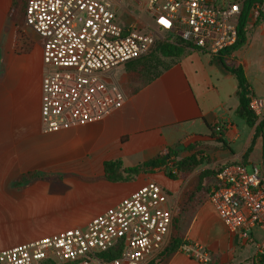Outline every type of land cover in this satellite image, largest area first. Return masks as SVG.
Masks as SVG:
<instances>
[{
	"label": "crops",
	"instance_id": "0c3cea01",
	"mask_svg": "<svg viewBox=\"0 0 264 264\" xmlns=\"http://www.w3.org/2000/svg\"><path fill=\"white\" fill-rule=\"evenodd\" d=\"M142 3L141 15L132 22L122 20L118 12L122 6L117 14L121 23L147 32L154 21L145 1ZM12 6L13 0H0V251L70 229L63 216L75 211L76 206H97V212L79 225L84 227L147 182L158 183V174L168 177L163 168L132 180H125L127 174L123 172L168 148L180 151L195 144L210 147L213 163L206 169L214 164L261 162L263 147L255 156V142L240 146L238 83H233L232 74L213 65L210 55L190 47H185L179 58H167L166 67L146 84L129 82L136 71L131 62L118 67L114 77L125 94L123 103L92 123L45 132L41 114L42 43H35L28 34L18 39L9 16ZM138 19L144 23L142 27ZM204 56L206 66L201 62ZM222 125L226 146L216 140L215 134L210 139ZM115 161L122 163L118 169L122 179L117 181L105 177V164ZM29 173L53 176L15 187L20 179L29 178ZM67 183L69 188L59 190ZM56 184L61 186L53 190ZM168 191L172 193L169 205L175 208L174 190ZM208 203L210 206L198 218L188 217L187 221L186 214L182 217L187 241L208 244L213 249L205 247L215 258L219 248L216 240L227 234L229 249L234 251L233 241L238 250L232 258L231 254L223 255L221 263L256 264L255 245L231 234ZM212 214L222 226H212ZM257 234L261 237L260 232ZM180 249L165 264H200ZM229 258L232 263H227Z\"/></svg>",
	"mask_w": 264,
	"mask_h": 264
},
{
	"label": "built area",
	"instance_id": "2783aa9c",
	"mask_svg": "<svg viewBox=\"0 0 264 264\" xmlns=\"http://www.w3.org/2000/svg\"><path fill=\"white\" fill-rule=\"evenodd\" d=\"M123 0H27L24 25L43 41L42 122L45 132L102 119L125 100L114 71L150 55L156 44L217 56L234 46L246 0H144L153 26L142 31L118 19ZM258 5H254L257 7ZM252 10L249 15L251 22ZM264 16V5L262 7ZM264 140V98L249 96ZM207 194L227 230L264 254V152L244 163L214 164ZM170 193L150 181L116 206L75 227L0 251V264H149L170 241L175 208ZM261 233V237L257 234ZM200 264L214 256L192 243L180 249ZM109 252L116 257L105 258Z\"/></svg>",
	"mask_w": 264,
	"mask_h": 264
},
{
	"label": "rangeland",
	"instance_id": "374dc122",
	"mask_svg": "<svg viewBox=\"0 0 264 264\" xmlns=\"http://www.w3.org/2000/svg\"><path fill=\"white\" fill-rule=\"evenodd\" d=\"M143 1L144 0H123L122 7L118 9L119 14L122 15V20L132 22L138 16H140L144 8V5L142 3ZM256 5L258 6L254 7V9L252 10L251 22H249L248 24V35L246 44L241 46L235 52V54H232L231 56L227 57L225 62L229 67H235L236 65H240V67H242L247 83L251 87V94H249V96L255 94V96L259 98H264V16L262 11L264 0H257ZM137 24L140 27L144 25L141 19H138ZM19 30L20 31L18 33V39L28 37V34L32 38V40H34L35 43L40 44L43 42L41 38L32 29L26 27L23 22L21 23ZM206 60L207 56H204L201 61L203 66H206ZM166 61L167 58H164L155 50L150 55H148V57L129 63L132 64L134 68H136V71L130 76L129 82L134 83L135 85L142 84L149 78V75L153 76L158 71H160L161 65L165 64ZM148 66L151 67V73L148 75H145L144 73L142 74L143 70H145V68H147ZM120 76L121 75L119 73L118 77ZM231 77L233 83H237L235 76L233 75ZM221 127L223 132L224 126L222 125ZM213 136L214 133L211 134L210 139L213 140ZM240 136L241 147L244 146L247 141L249 144L252 145L255 142V156L260 155L262 147L264 151V140L260 138L261 135L258 132V126L256 125V123L253 127L250 128L240 118ZM192 147L194 148L189 147L181 149L178 152V155L173 158L172 163H170L166 169L162 170L164 173H166V175H168L170 171L175 174V177L171 179L176 180L177 182H174L173 180L169 179L164 174H158V176H156V180L164 188H166L167 190H174L173 193L175 195L174 199L176 205L175 210L182 203L185 202L187 204L186 210L182 216L184 217V215L186 214L187 221L188 217L190 219H192L194 216L198 218V215H200L201 212L205 211L208 206H210L208 203L207 194L209 192L210 186L213 183V179L211 177L207 178L205 173L207 170L206 166L212 161L211 153L214 151L210 147L200 144H195ZM194 153H200L198 158L204 159L202 164L199 166H188L183 170L179 171L176 166V163L180 162L185 158L191 157ZM246 166L248 171L251 172L252 164L247 163ZM202 177H204L205 179V182L203 184H201ZM57 186L61 185H54L53 190H56L55 187ZM69 186L70 184L67 183L64 186H61L59 190L64 191L65 189L69 188ZM75 209V211H70V214L68 216H63V219H68L69 228L77 226L79 227L82 221L88 218L91 213L97 212L98 207L94 205H89L86 207L76 206ZM211 218V224L213 227L218 228V226H222L219 220L217 219V216L212 214ZM180 233L183 239H185V241L189 240L186 239L187 237L182 231V226ZM171 236L172 228L170 238ZM227 236V234H224L216 240V243L219 248L218 250H215L216 257L210 264H222L221 258L223 257V255L228 256L231 254L232 258L234 253H237L238 246L236 247L233 241L232 246L234 248V251L232 249H229V238ZM204 245L209 246L208 244ZM209 247L211 248V246ZM221 248L223 249V251H221ZM227 263H232V259L230 260L229 258Z\"/></svg>",
	"mask_w": 264,
	"mask_h": 264
},
{
	"label": "trees",
	"instance_id": "16d2710c",
	"mask_svg": "<svg viewBox=\"0 0 264 264\" xmlns=\"http://www.w3.org/2000/svg\"><path fill=\"white\" fill-rule=\"evenodd\" d=\"M257 0H246L244 3L241 18L239 21L238 26V40L234 46H232L229 49H226L225 51L221 52L217 56H210L211 57V63L224 73H229L235 76L237 83H238V99H239V106L236 111V114L239 118H241L245 124L248 127H253L256 123V117L253 114V112L249 108V94L250 92V86L247 83L245 74L243 72L242 67L240 65H236L235 67H229L226 64L227 57L234 54L241 46L245 45L247 42V35H248V24H249V15L251 13V10L253 6L256 4ZM26 3L27 0H13V6L11 8V11L9 13L10 18L15 23L16 26V32L19 33V27L21 23L24 24V18H25V10H26ZM185 46L181 45H174L169 44L163 40L159 41L153 52L156 50L161 56L164 58H179L182 55H184V49ZM148 57V56H147ZM146 58V57H144ZM141 58V59H144ZM139 59V60H141ZM137 61V60H136ZM134 62V61H133ZM165 64L161 65V69L165 68ZM160 69V70H161ZM142 71V70H141ZM151 67L148 66L143 70L142 74L148 75L151 73ZM160 72V71H158ZM158 72L153 76H148L149 78L145 81V84L153 80L158 74ZM258 132L261 133V128L258 127ZM215 138L219 143H222L224 146L227 145V143L224 141L222 137V127L219 126L217 129L214 130ZM177 150L168 148L164 150L162 153H160L157 157L141 163L135 167L125 168L124 173L127 174L124 179L125 180H132L138 175L142 173H153L156 169L163 168L166 169L167 166L172 163L173 158L178 155ZM200 153H194L191 157L185 158L181 160L180 162L176 163V166L178 170H183L184 168L188 166H199L202 164L204 159L198 158ZM213 161H211L209 164H212ZM122 166V163L120 161L115 162H107L105 164V177L117 181L119 179H122V177H119L118 175V169ZM206 176L207 178H214L216 171L212 169L206 170ZM29 178H22L18 182L15 183V187H23L29 184V182L33 179L39 178V177H47V176H53L49 173H29ZM169 178L175 177V174H173L171 171L167 175ZM205 182L204 177H202L201 184ZM211 190V186L209 188V191ZM187 204L184 202L181 205H179L176 210H174L173 215V222H172V236L170 238L169 244L164 249L163 252H161L150 264H165L167 259L174 254L176 251L179 250V248L183 244H192L191 242H186L185 239H183L180 231H181V220L182 216L186 210ZM118 253L109 252V254L103 255L105 258H113L116 257ZM256 264H264V254L255 256ZM42 264H55L50 261H45Z\"/></svg>",
	"mask_w": 264,
	"mask_h": 264
}]
</instances>
